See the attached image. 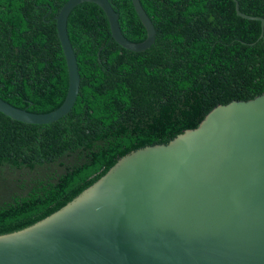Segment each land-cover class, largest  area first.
I'll use <instances>...</instances> for the list:
<instances>
[{
  "label": "trees",
  "instance_id": "obj_1",
  "mask_svg": "<svg viewBox=\"0 0 264 264\" xmlns=\"http://www.w3.org/2000/svg\"><path fill=\"white\" fill-rule=\"evenodd\" d=\"M67 0H0V96L49 112L69 76L55 16ZM264 17V0H238ZM125 36L147 31L132 0H111ZM157 30L145 51L123 48L96 3L77 5L68 31L81 83L72 110L49 124L0 112V234L52 214L122 156L168 143L214 107L264 93L261 22L233 0H141Z\"/></svg>",
  "mask_w": 264,
  "mask_h": 264
},
{
  "label": "water",
  "instance_id": "obj_2",
  "mask_svg": "<svg viewBox=\"0 0 264 264\" xmlns=\"http://www.w3.org/2000/svg\"><path fill=\"white\" fill-rule=\"evenodd\" d=\"M233 1L238 15L259 20L264 31L263 16ZM83 2L103 9L123 48L145 51L156 42L141 0L132 3L147 31L143 41L125 36L111 0H67L55 16L69 76L65 100L34 112L0 96L1 113L49 124L72 110L81 74L68 18ZM0 264H264V93L217 105L198 127L122 156L52 214L0 234Z\"/></svg>",
  "mask_w": 264,
  "mask_h": 264
}]
</instances>
